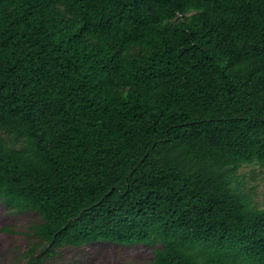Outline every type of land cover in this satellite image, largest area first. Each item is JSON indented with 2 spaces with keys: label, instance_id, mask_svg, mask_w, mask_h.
I'll return each instance as SVG.
<instances>
[{
  "label": "trees",
  "instance_id": "16d2710c",
  "mask_svg": "<svg viewBox=\"0 0 264 264\" xmlns=\"http://www.w3.org/2000/svg\"><path fill=\"white\" fill-rule=\"evenodd\" d=\"M247 164L264 167V0H0L1 209L40 217L21 264L100 240L264 264Z\"/></svg>",
  "mask_w": 264,
  "mask_h": 264
},
{
  "label": "rangeland",
  "instance_id": "374dc122",
  "mask_svg": "<svg viewBox=\"0 0 264 264\" xmlns=\"http://www.w3.org/2000/svg\"><path fill=\"white\" fill-rule=\"evenodd\" d=\"M243 191L251 202L264 208V167L258 164L242 166L238 173ZM40 221L34 212L4 213L0 203V264L25 263L23 253L36 239L33 226ZM156 245L116 244L96 241L82 247L63 246L45 255L41 264H151Z\"/></svg>",
  "mask_w": 264,
  "mask_h": 264
}]
</instances>
